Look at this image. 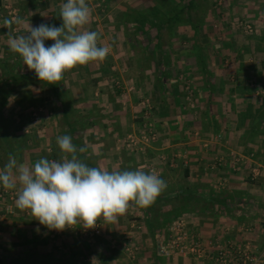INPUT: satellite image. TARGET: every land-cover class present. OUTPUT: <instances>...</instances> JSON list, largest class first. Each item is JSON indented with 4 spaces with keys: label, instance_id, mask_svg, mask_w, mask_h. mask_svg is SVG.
<instances>
[{
    "label": "crops",
    "instance_id": "1",
    "mask_svg": "<svg viewBox=\"0 0 264 264\" xmlns=\"http://www.w3.org/2000/svg\"><path fill=\"white\" fill-rule=\"evenodd\" d=\"M248 1L253 13L247 17L259 30L244 50L249 43L254 47L243 51V36L233 33L228 17L244 16ZM66 2L0 0V59L10 36L26 34L29 24L60 27ZM85 2L89 20L77 32H97V46L108 47V55L65 71L54 84L29 68L23 76L12 68L16 81L0 83L12 92L0 104V116L20 126L14 123L6 133L10 143L0 130V168L10 153L18 166L29 168L41 158L61 161L66 154L57 137L69 135L89 167L149 174L155 169L167 187L148 206L131 201L114 223L101 216L103 236L96 241L82 238V223L53 236L29 210L16 207L17 197L0 198V264H93V257L94 264H219L218 244L264 250V0H225L221 9L215 0ZM15 17L24 22L5 25ZM9 57L19 63L22 58L11 50ZM248 57H257V65L246 64ZM148 101L153 114L145 121L153 123L157 139L143 151L118 150V138L142 128L140 111ZM3 106L16 108L14 115ZM39 108H45L40 126H29V111ZM10 190L17 193L19 184ZM175 220L186 222L207 254L160 252ZM127 229H143L138 245L113 238L123 242L117 232ZM135 249L136 260L129 254Z\"/></svg>",
    "mask_w": 264,
    "mask_h": 264
},
{
    "label": "clouds",
    "instance_id": "2",
    "mask_svg": "<svg viewBox=\"0 0 264 264\" xmlns=\"http://www.w3.org/2000/svg\"><path fill=\"white\" fill-rule=\"evenodd\" d=\"M89 15L85 0H67L60 9L63 21L60 27L29 24L26 34L10 36L9 48L22 57L41 81L54 84L65 71L89 61H103L108 55V47L97 46V32H77L78 27L88 22ZM23 22L19 17L4 21L7 26ZM45 40L54 43L46 47ZM57 144L66 154L61 161L41 158L29 168L18 166L16 157L10 153L7 163L0 168V184L5 189L20 186L16 207L29 210L49 230H63L80 222L84 228H93L101 216L114 223L125 214L131 201L148 206L167 187L166 181L139 168L109 172L89 167L78 157L69 135L57 137ZM92 261L94 264L96 258Z\"/></svg>",
    "mask_w": 264,
    "mask_h": 264
},
{
    "label": "built area",
    "instance_id": "3",
    "mask_svg": "<svg viewBox=\"0 0 264 264\" xmlns=\"http://www.w3.org/2000/svg\"><path fill=\"white\" fill-rule=\"evenodd\" d=\"M248 28L251 27L248 26ZM188 98L187 101L192 103L193 91L188 85ZM153 124H148L146 129L140 130L139 134H130L124 139V145L128 150L143 151L152 141L157 139L155 131L151 130ZM153 127V126H152ZM154 130V129H153ZM151 173H155V169L151 170ZM255 176L259 174L258 170H255ZM16 193L5 189L0 184V198L6 197L14 200ZM83 224V223H82ZM74 225L66 227L63 230H50L53 236L60 235L63 232L73 228ZM82 234L88 241L96 240L102 236L103 233V221L98 218L95 227L84 228L82 226ZM206 248V247H205ZM203 248L201 240L196 235L189 232L188 226L184 220H175L171 223L168 229V238L160 244V252L170 257L173 254L181 256H187L188 254L196 255L202 258L204 254H207V249ZM215 261L219 264H264V250L259 251L254 249L250 244L244 245H219L215 251Z\"/></svg>",
    "mask_w": 264,
    "mask_h": 264
},
{
    "label": "rangeland",
    "instance_id": "4",
    "mask_svg": "<svg viewBox=\"0 0 264 264\" xmlns=\"http://www.w3.org/2000/svg\"><path fill=\"white\" fill-rule=\"evenodd\" d=\"M85 1H89V0H85ZM242 1H244V0H242ZM224 2H225V0H215V3L217 4V7L218 8H223L224 7ZM233 2H234V0H231V2H230V5H232L233 4ZM249 3H246L247 4V11L245 12L244 11V16L242 15H239L240 17H239V19H235V17H233V16H231V15H234V13L233 12H231L230 14H228V15H230L232 18H230V17H228V20L230 19L231 20V23H229L230 24V27H231V30L233 31V33H236V35H238V34H240V35H242L243 36V42H242V46H243V51H248V50H250V48L251 47H254V46H251L250 45V43H249V49H247V50H244V48H245V44H247V41H249V42H253V37L255 36V34H257V27H256V25H253L252 24V22L250 21V19L247 17V16H250V14L251 13H253L252 11H251V7H250V1H248ZM98 9L100 8L101 9V4L99 3L98 5ZM227 11V10H226ZM248 26H250L251 27V30H250V28H248ZM259 30V29H258ZM11 31L9 30V33H10ZM247 38V39H246ZM0 42H1V38H0ZM4 45V44H3ZM0 46H2V44H0ZM256 47V46H255ZM3 50H4V54H5V57H3V58H1L0 59V82H3V83H8V84H10V83H12V82H15L16 80L11 76V74H12V68H13V70L15 71V70H19L20 71V75L21 76H23V75H25L24 73H26L27 72V70H28V67H27V65H25V63H24V61H23V59L21 58L19 61H20V63L18 62V61H16L15 59L13 60L11 57H9V53H10V48H9V45H4L3 46ZM0 51H1V48H0ZM257 58V57H256ZM250 59L249 57L248 58H246L245 60H247V62H246V64H248V65H250V66H255V64L257 65V59ZM16 61V62H15ZM16 63H18V65L16 64ZM23 73V74H22ZM19 75V76H20ZM19 81V80H18ZM27 80H25V79H22V82H26ZM118 81V80H117ZM115 84H116V86L117 87H122V84L120 83V82H115ZM187 85V84H186ZM190 87H191V85L190 84H188ZM254 85V84H253ZM1 109H4L5 110V112H7L10 116L13 114L14 115V113H15V111H16V108H10V106H6V107H1ZM45 110V108H43V109H41V108H39V110H37V111H33V112H31V111H29V113L28 114H30V117H31V125L29 124V126H32V123L33 122H35L34 123V126L35 125H37L36 124V122H40V120H41V114H43L44 111ZM24 112H25V110H24ZM24 112H23V114H24ZM31 112V113H30ZM141 115H140V118L143 120V125H142V128L140 129V130H144V129H146L147 127V125L148 124H153V123H149V122H146L145 120H147V118L148 117H150V115H152L153 114V107H152V105H151V102L150 101H148V102H144L143 104H142V108H141ZM6 114V113H5ZM4 117H5V120H6V122H9L10 124H11V128H6V127H4L5 128V131H2V132H4V135L9 131H12L14 128H15V125H14V123L15 124H18L19 122H11L10 121V118L9 117H7V115L5 116L4 115ZM29 117V118H30ZM146 118V119H145ZM40 119V120H39ZM30 120V119H29ZM6 126V125H5ZM20 126V124H18L17 125V127H19ZM25 126H26V124H25ZM38 127L40 126V124H38L37 125ZM153 126V127H152ZM151 126V130L152 131H155L156 129L154 128V125H152ZM25 129H27L26 127H25ZM154 129V130H153ZM139 130V131H140ZM139 131H137V132H139ZM137 132H136V134H137ZM155 133H157L156 131H155ZM135 134V133H134ZM139 134V133H138ZM126 138V136L125 137H121V138H118L117 139V149L118 150H128V149H126V146L124 145V139ZM154 141H152L151 143H148L149 145L148 146H151V144L153 143ZM131 151V150H130ZM133 152V151H132ZM151 174H153V173H151ZM1 186H2V184H1ZM10 191H12V190H10ZM14 193L16 192V191H13ZM16 197H17V193H16V196H15V199H16ZM14 199V200H15ZM5 208H6V210H8L7 209V207L5 206ZM80 223H82V222H80ZM83 226V225H82ZM104 229V228H103ZM135 230H136V232H135ZM125 231V234H124V232H123V230L120 232V233H118L117 232V234H119V236L121 237V238H124V241L122 242L121 241V239H119L118 238V235H115V236H113V238H115V239H117V241H118V243H124V244H127V246H132V245H135V244H137L138 245V237H140V236H142V232H143V229H141V230H139V229H133V230H131V231H129V229H127V230H124ZM102 236H103V233H102ZM161 237L163 238V236L161 235ZM82 238L84 239L85 237H84V235L82 236ZM159 238V237H158ZM166 238H168V237H166ZM160 239V238H159ZM87 240V239H86ZM96 240H98V239H96ZM95 240V241H96ZM167 240V239H166ZM117 243V242H116ZM139 247V246H138ZM136 251H129V254H131V258L132 259H135V257H133V256H136V258H137V256H138V253H139V251H137V249H135ZM128 253V252H127ZM136 253V254H135ZM134 254V255H133ZM166 257V256H165ZM136 260V259H135ZM153 264H155V263H153Z\"/></svg>",
    "mask_w": 264,
    "mask_h": 264
},
{
    "label": "trees",
    "instance_id": "5",
    "mask_svg": "<svg viewBox=\"0 0 264 264\" xmlns=\"http://www.w3.org/2000/svg\"><path fill=\"white\" fill-rule=\"evenodd\" d=\"M0 83L3 84V82H0ZM10 95H12V92H11V91H8V90H6V89L0 87V104H2L4 101H6V99H7ZM0 106H1V105H0ZM5 125H6V126H5ZM4 127H6V128H11V124H10L9 122H6L5 117L0 116V130L5 131V128H4ZM9 138H10L9 134H5V135L3 136V139H4L5 141H9V143H10V142H12V141H11V139H9Z\"/></svg>",
    "mask_w": 264,
    "mask_h": 264
}]
</instances>
